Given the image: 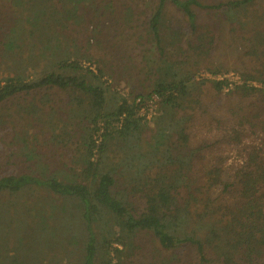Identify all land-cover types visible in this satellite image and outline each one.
Instances as JSON below:
<instances>
[{
    "label": "trees",
    "instance_id": "16d2710c",
    "mask_svg": "<svg viewBox=\"0 0 264 264\" xmlns=\"http://www.w3.org/2000/svg\"><path fill=\"white\" fill-rule=\"evenodd\" d=\"M101 1L0 0V264H136L143 234L180 264L186 252L188 264H264V71H243L260 86L197 80L175 56L191 45L167 9L195 32L194 8L224 11L233 25L263 0H156L142 37L161 58L148 71L152 90L114 104L101 64L82 66L76 46ZM250 38L253 61L264 64V33ZM25 95L34 100L13 103L26 116L18 133L3 105ZM152 95L149 120L138 110ZM31 121L52 128L50 139ZM77 134L86 135L68 150ZM110 149L120 160L104 165Z\"/></svg>",
    "mask_w": 264,
    "mask_h": 264
},
{
    "label": "rangeland",
    "instance_id": "374dc122",
    "mask_svg": "<svg viewBox=\"0 0 264 264\" xmlns=\"http://www.w3.org/2000/svg\"><path fill=\"white\" fill-rule=\"evenodd\" d=\"M102 1V8L98 12L99 15H94L93 20L79 31L76 46L77 52L82 55V66H91L90 68L94 69L97 68L98 64H101L104 70L102 81L113 86L112 88L115 90L110 96V102L114 104V97L121 96L122 91L129 96V99H132L135 95L149 93L152 90V77L148 71L155 70L161 64V58L154 42L151 40L148 42L144 39L146 38L144 26L154 12L157 1ZM201 1L204 4L211 5L214 3H225L227 0ZM107 3L112 4L109 9L105 8ZM126 5H129L133 11L131 27L122 26V16L126 12ZM96 8L93 10H96ZM167 9L168 23L172 24L176 30L180 27L178 34L182 39L183 45H191V47L186 48L187 51L176 52L175 56L178 59L187 61L186 66L194 71L197 80L227 78L230 81L229 90L233 86L238 85L239 82L241 84L242 80H245L246 76L243 71L252 73L256 68L264 71V64H258L253 61V55L256 51L253 52L254 49L250 45V42L253 43L254 41L253 38H250L253 31L257 30L259 33H264V0L261 3L254 4L247 17H239L233 25L226 19L224 11L194 8L197 13V31L195 32L191 31L185 17H182L177 9L171 5H168ZM253 14L260 16L262 19L253 21ZM58 57L62 58L63 56L58 54ZM213 69H218L219 72L214 75L211 72ZM242 73L243 76L241 75ZM256 80V78L255 80L248 78L245 82L260 86ZM48 92L51 93L52 99L56 98L55 94H53L54 90ZM37 96L40 97L39 94ZM32 100H34L32 95H25L21 98L10 100L3 105L4 107H9V109L7 108L9 113L14 111L12 118L18 123L16 129L18 133L21 132L22 125L26 124V116L18 113L15 115L16 105L21 104L22 107H25L23 105L30 103ZM13 103L17 104L13 106ZM54 106L56 107L57 105L51 102V107ZM7 111L5 110L4 112L7 114ZM56 112L57 116L54 118L55 126L58 123L59 116L65 117L57 107ZM31 123L35 129L38 126L46 130L43 132V138L50 139L52 128L48 130L49 127L47 125H40L38 121H31ZM71 124L73 129L78 128L75 122ZM80 129L79 133L83 132L82 128ZM12 133V131H9L8 136H12ZM84 136L83 134H77L72 141L70 140L68 150L70 148L74 149L75 146L73 144L83 140ZM120 157L119 153L110 149L103 159V164L110 165L120 160ZM69 162L73 161L69 159ZM27 210L26 206L21 208L24 214L28 213ZM177 252L180 253L181 251L178 250ZM133 258L136 264H180L171 252L160 249L158 243L155 242L150 234H143L140 237L138 249ZM127 259L129 260L128 257ZM184 260L186 264L190 263L189 252H186Z\"/></svg>",
    "mask_w": 264,
    "mask_h": 264
},
{
    "label": "built area",
    "instance_id": "2783aa9c",
    "mask_svg": "<svg viewBox=\"0 0 264 264\" xmlns=\"http://www.w3.org/2000/svg\"><path fill=\"white\" fill-rule=\"evenodd\" d=\"M238 84H240V82ZM121 94L122 96H127V94H124L123 91L121 92ZM137 101H140V99H137ZM157 103L158 97L156 95H152L151 98L147 102H145V104L141 106L138 111L140 112V114L146 115V118L149 120L156 119Z\"/></svg>",
    "mask_w": 264,
    "mask_h": 264
}]
</instances>
